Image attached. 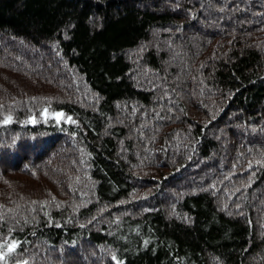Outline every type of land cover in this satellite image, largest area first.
<instances>
[{
	"label": "trees",
	"instance_id": "1",
	"mask_svg": "<svg viewBox=\"0 0 264 264\" xmlns=\"http://www.w3.org/2000/svg\"><path fill=\"white\" fill-rule=\"evenodd\" d=\"M4 241L6 264H264V0H0Z\"/></svg>",
	"mask_w": 264,
	"mask_h": 264
},
{
	"label": "snow or ice",
	"instance_id": "2",
	"mask_svg": "<svg viewBox=\"0 0 264 264\" xmlns=\"http://www.w3.org/2000/svg\"><path fill=\"white\" fill-rule=\"evenodd\" d=\"M40 116L44 119L47 120L51 116V118L55 119L57 123H59L61 120H65V122L68 123H75V120L71 116H65L63 112H51L49 108L45 107L41 112ZM12 121L11 116H7L4 118L3 123L8 124ZM31 123H36L37 120L35 117L30 118ZM18 247L17 243L15 241L13 242H8L4 241L3 244H0V261L5 262L7 261V257L9 254L13 253L16 248ZM113 260H117V257L114 255L112 257ZM117 264H122V262L118 261Z\"/></svg>",
	"mask_w": 264,
	"mask_h": 264
}]
</instances>
